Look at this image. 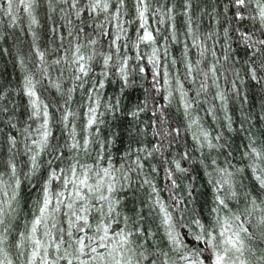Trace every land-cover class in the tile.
Wrapping results in <instances>:
<instances>
[{"label": "trees", "instance_id": "trees-1", "mask_svg": "<svg viewBox=\"0 0 264 264\" xmlns=\"http://www.w3.org/2000/svg\"><path fill=\"white\" fill-rule=\"evenodd\" d=\"M264 264V0H0V264Z\"/></svg>", "mask_w": 264, "mask_h": 264}, {"label": "rangeland", "instance_id": "rangeland-1", "mask_svg": "<svg viewBox=\"0 0 264 264\" xmlns=\"http://www.w3.org/2000/svg\"><path fill=\"white\" fill-rule=\"evenodd\" d=\"M225 258L221 261H219V264H240V262L232 257V256H227V254H224Z\"/></svg>", "mask_w": 264, "mask_h": 264}]
</instances>
